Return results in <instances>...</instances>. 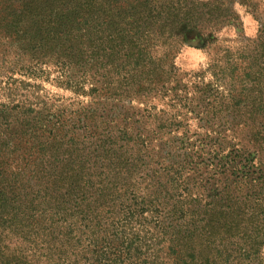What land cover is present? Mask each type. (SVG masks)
<instances>
[{"label": "rangeland", "instance_id": "1", "mask_svg": "<svg viewBox=\"0 0 264 264\" xmlns=\"http://www.w3.org/2000/svg\"><path fill=\"white\" fill-rule=\"evenodd\" d=\"M195 1L156 91L109 98L0 13V264H264V0Z\"/></svg>", "mask_w": 264, "mask_h": 264}, {"label": "trees", "instance_id": "2", "mask_svg": "<svg viewBox=\"0 0 264 264\" xmlns=\"http://www.w3.org/2000/svg\"><path fill=\"white\" fill-rule=\"evenodd\" d=\"M217 2L220 0L194 3L205 9ZM187 9L193 10L187 0H0V13L7 12L9 20L20 21L26 30L30 27L29 33L36 30L42 35L34 46L36 50L30 44L39 34L27 45L33 51L51 49L47 58L52 61L57 57L54 64L60 67L58 81L65 89L79 96L104 98L120 90L135 95L156 91L160 72L152 69L155 53L180 27L191 25L194 16ZM81 55L88 59L78 62L74 58L80 60ZM101 70L105 73L99 79ZM110 70L126 76L116 90L112 88L116 82L106 77ZM75 71L83 74V82L73 77ZM260 137L264 139V134ZM2 163L0 166L5 165ZM200 222H206L205 217ZM212 223L209 219L205 226Z\"/></svg>", "mask_w": 264, "mask_h": 264}, {"label": "clouds", "instance_id": "3", "mask_svg": "<svg viewBox=\"0 0 264 264\" xmlns=\"http://www.w3.org/2000/svg\"><path fill=\"white\" fill-rule=\"evenodd\" d=\"M197 42L194 40L192 42V46H189L192 51H189L187 54L192 57L194 61H201L204 59V56L201 52L194 51L195 49H198V47L195 46ZM159 50L155 53V55H159Z\"/></svg>", "mask_w": 264, "mask_h": 264}]
</instances>
